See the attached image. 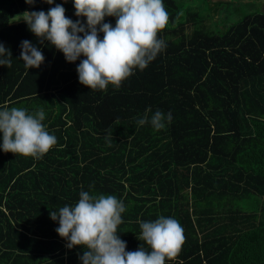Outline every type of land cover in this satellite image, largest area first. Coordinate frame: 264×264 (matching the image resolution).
Here are the masks:
<instances>
[{"label": "trees", "instance_id": "trees-1", "mask_svg": "<svg viewBox=\"0 0 264 264\" xmlns=\"http://www.w3.org/2000/svg\"><path fill=\"white\" fill-rule=\"evenodd\" d=\"M57 4L86 23L73 0H0V44L12 54L10 67L0 65V110L42 109L57 139L39 159L0 149V264H82L86 249H69L49 215L81 191L123 202L117 235L126 252L150 251L140 223L164 216L179 221L185 238L165 264H264L262 2L238 14V1L163 0L169 20L157 38L166 47L104 90L79 83L85 57L67 62L23 20ZM25 40L44 56L39 68L20 60ZM149 109V117L171 113V122L140 126Z\"/></svg>", "mask_w": 264, "mask_h": 264}, {"label": "clouds", "instance_id": "clouds-1", "mask_svg": "<svg viewBox=\"0 0 264 264\" xmlns=\"http://www.w3.org/2000/svg\"><path fill=\"white\" fill-rule=\"evenodd\" d=\"M33 4L34 0H25ZM52 4L53 0H45ZM75 15L85 17L86 23L73 22L65 16V9L57 4L47 13H23L29 30L40 40L48 41L63 53L67 62L78 57L79 83L89 89L104 90L109 84L119 88L122 81L133 74V69H145L166 47L157 38L169 20L163 0H73ZM106 16L116 18L115 26L102 23ZM99 25V27H97ZM98 33H103L101 39ZM82 34V35H80ZM20 60L27 69L39 68L44 56L30 41H22ZM0 65L11 66L12 54L0 44ZM148 111L138 120L143 126L150 123L155 130L164 129L172 120L171 113L157 110L151 117ZM41 109L34 115L25 109L12 107L0 110V149L36 159L46 154L56 143L42 121ZM125 211L122 201L113 195H90L81 191L72 206L51 211L50 218L58 222L57 234L67 240V247L80 246L84 250L82 264H165L178 255L184 242L179 221L160 216L154 222L140 223V240L150 251L139 247L126 252V242L117 235Z\"/></svg>", "mask_w": 264, "mask_h": 264}, {"label": "rangeland", "instance_id": "rangeland-1", "mask_svg": "<svg viewBox=\"0 0 264 264\" xmlns=\"http://www.w3.org/2000/svg\"><path fill=\"white\" fill-rule=\"evenodd\" d=\"M176 1L179 3V2H183L184 0H176ZM212 1L216 2L217 0H212ZM224 1H226V0H224ZM227 1H229V0H227ZM236 1L242 2V4L239 7L238 14H241V13L245 12V10H248V9H251V8L252 9H260V6L259 7L254 6V5L251 6V3H250L251 1L250 0H232V3H236ZM186 2H188V3L194 2L196 5H199L201 0H189V1L186 0Z\"/></svg>", "mask_w": 264, "mask_h": 264}, {"label": "flooded vegetation", "instance_id": "flooded-vegetation-1", "mask_svg": "<svg viewBox=\"0 0 264 264\" xmlns=\"http://www.w3.org/2000/svg\"><path fill=\"white\" fill-rule=\"evenodd\" d=\"M218 1V0H217ZM221 1H224V0H221ZM227 1V0H226ZM251 2L250 3H254V1L256 2H259V1H261V2H263V0H250Z\"/></svg>", "mask_w": 264, "mask_h": 264}, {"label": "water", "instance_id": "water-1", "mask_svg": "<svg viewBox=\"0 0 264 264\" xmlns=\"http://www.w3.org/2000/svg\"><path fill=\"white\" fill-rule=\"evenodd\" d=\"M261 11H264V0H263V2H262Z\"/></svg>", "mask_w": 264, "mask_h": 264}, {"label": "crops", "instance_id": "crops-1", "mask_svg": "<svg viewBox=\"0 0 264 264\" xmlns=\"http://www.w3.org/2000/svg\"><path fill=\"white\" fill-rule=\"evenodd\" d=\"M261 2V1H260Z\"/></svg>", "mask_w": 264, "mask_h": 264}]
</instances>
